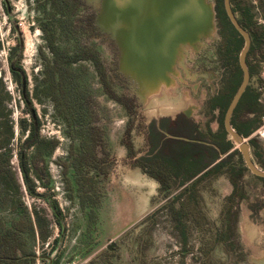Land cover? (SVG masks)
Instances as JSON below:
<instances>
[{"label":"rangeland","instance_id":"rangeland-1","mask_svg":"<svg viewBox=\"0 0 264 264\" xmlns=\"http://www.w3.org/2000/svg\"><path fill=\"white\" fill-rule=\"evenodd\" d=\"M88 1L93 3L96 17L101 11L102 0ZM207 2L215 13L213 31L194 47H184L185 52L178 58L170 83L162 84L154 92L145 91L136 80H127L118 71V49L110 38L111 34L101 32L96 26L100 32L95 34L97 36L94 39L97 48L106 60L114 62L111 72L120 75V81L127 87L125 89L116 85V92L121 94L129 91L137 101L128 137L136 156L128 157L127 148L121 144L129 119L126 110L99 91L98 99L107 115L105 129L113 164L108 177L101 182L104 201L99 208V222L89 228L86 213L80 209L77 200L70 202L66 197L60 162L67 155L69 140L63 134V125L53 116L52 103L48 99L41 103L33 100V106L41 120L40 133L59 140L49 166L56 182L51 193L60 209L61 227L46 202L25 192L16 149L24 136L18 120L27 114L18 86L8 70L7 55L19 37L23 45L21 65L27 75V89L31 93L33 77L39 76L41 71L40 49L50 54L44 44L43 32L36 23L38 12L35 3L32 0H0V91L4 88L9 95L7 117L12 123L13 132L8 142L12 150L11 164L21 184L25 205L30 211L35 209L40 220L44 219L41 225L47 235L44 241L37 236L34 238L31 264H255L252 257L263 256L264 185L249 170L240 178V189L231 203L236 215L232 222L233 232H229V243L219 245L214 241L216 230L211 221L217 220L223 198L231 191V184L225 175L216 177L212 190L203 194L204 211L210 223L204 224L205 221L201 223L200 220L199 227H195L194 222L192 224L190 219L183 218L185 226L180 228L171 220L165 208L167 199L175 195L178 189L164 199L158 191L157 182L141 174L139 167L133 164L136 157L145 155L149 149L147 133L156 131L161 117H173L179 112L184 114L196 121L201 139L205 141H210L211 133H221L224 111L216 109L213 112L207 105V99L218 89L220 75L223 81L228 77V72L236 76L239 66L237 58L231 64L230 59H225L219 44L224 39H236L237 36L218 16L216 1ZM233 7L236 17L249 15L264 27V0H234ZM246 56L248 69H251L248 88L257 95V100L246 104L237 118L251 127V134L244 138L250 145L254 163L264 170V41L260 46H250ZM221 59H224L222 63L219 62ZM196 72L201 76L196 77ZM197 86L200 87L199 95L194 97L191 90ZM92 87L100 89L96 78L92 80ZM160 136L164 134L160 133ZM250 138L255 140L253 149ZM236 147L237 144L232 142L227 153ZM227 153L220 156L224 157ZM236 161L238 157L233 155L232 162ZM38 190L43 191L40 188ZM152 221L151 238L143 247L141 242L147 237L145 229ZM112 243H115L113 249H107Z\"/></svg>","mask_w":264,"mask_h":264},{"label":"trees","instance_id":"trees-1","mask_svg":"<svg viewBox=\"0 0 264 264\" xmlns=\"http://www.w3.org/2000/svg\"><path fill=\"white\" fill-rule=\"evenodd\" d=\"M32 1L38 12L35 17L36 23L43 32L44 44L50 55L40 49L41 71L39 76L33 77L31 93L27 89V75L21 65L23 45L19 37L16 45L10 47L7 55L8 70L18 86L24 112L27 114L18 120V126L24 134L16 149L22 183L28 195L40 198L48 204L56 218V223L61 227L60 209L51 193L55 182L49 166L59 140L40 133L41 120L33 106V100L41 103L42 100L48 99L52 103L53 116L63 125V134L69 140L67 155L60 162L66 197L70 202L77 200L80 209L86 213L89 228L95 227L99 222V208L104 201L101 182L108 177L113 164V154L105 129L107 115L98 99V93L100 91L126 110L129 119L121 144L127 148V156L130 158L136 156V151L128 137L137 101L129 91L121 94L116 92V85L125 89L127 87L120 81V75L111 72L114 62L106 60L96 46L95 34L100 32L94 26L95 13L84 0ZM215 1L218 16L225 20L237 36V40L230 37L228 44L229 54L236 61L243 45L242 37L229 21L223 0ZM233 3L234 0H230L235 13ZM236 18L249 33L251 46H260L264 41V27L253 21L249 15L244 14ZM14 28L16 29V25ZM246 62L248 63L247 56ZM249 72L251 74V69ZM241 75V69L237 65L231 91L221 110L224 111L226 108L232 92L240 83ZM94 78L100 85L99 90L92 87ZM8 100V92L2 88L0 91V264H31L34 238L37 236L44 241L47 235L41 225L44 219L40 220L37 211L35 209L30 211L25 205L21 184L11 164L12 150L8 147V142L13 132L12 123L7 117ZM256 100L257 95L247 88L234 110L231 124L243 137L251 134V127L237 117L246 104ZM212 102V107L216 106L215 100ZM220 127L221 133H211L210 141L204 140L205 142L194 141V139L202 140L199 135L162 138L157 133L151 137L146 154L136 157L133 161V164L144 174L158 183V191L164 199L178 189L175 195L167 199L165 208L171 220L180 228L185 226L183 218L190 219L195 227H199L200 220L201 223L204 220V224L210 223L204 211L203 194L212 190V183L216 177L225 175L231 184V191L223 198L217 220L211 221L216 230L214 241L219 245L229 243L231 235L229 232H233L232 222L236 215L231 209V203L240 189V178L248 170L237 149L227 153L232 142L227 139L222 123ZM249 142L253 149L255 140L250 138ZM225 153L227 154L224 157L220 156ZM233 155L238 157V161L232 162ZM257 178L264 185V178ZM38 188L43 191H39ZM153 223L154 221L145 229L147 237L141 242L143 247L149 243L150 228ZM206 254L209 258L207 251ZM107 264H116V262Z\"/></svg>","mask_w":264,"mask_h":264},{"label":"water","instance_id":"water-1","mask_svg":"<svg viewBox=\"0 0 264 264\" xmlns=\"http://www.w3.org/2000/svg\"><path fill=\"white\" fill-rule=\"evenodd\" d=\"M223 7L243 39L238 55L241 81L225 110L223 127L229 139L237 144L245 167L256 177L264 178V170L252 159L249 143L230 121L249 83L246 54L251 38L238 22L230 0H223ZM100 9L95 23L101 32L111 34L118 49V71L127 80H136L148 92L156 91L162 84L168 85L184 47H194L214 29L215 13L207 0H102ZM114 246L115 243L109 244L107 249Z\"/></svg>","mask_w":264,"mask_h":264},{"label":"flooded vegetation","instance_id":"flooded-vegetation-1","mask_svg":"<svg viewBox=\"0 0 264 264\" xmlns=\"http://www.w3.org/2000/svg\"><path fill=\"white\" fill-rule=\"evenodd\" d=\"M86 2V5L92 10L96 11V9L94 8L93 3L89 2L88 0H84ZM94 26L96 27L95 23ZM97 28V27H96ZM228 44H229V39H224V41L222 40L220 42V50L222 51V53L224 52V56L226 60H229L230 63L234 64V60L231 58L230 54H229V50H228ZM251 46V43H250ZM250 48V47H249ZM249 51V49H248ZM240 52V51H239ZM248 53V52H247ZM238 55L237 54V60H238ZM247 55V54H246ZM221 58V56H220ZM224 59H221L219 62L222 63ZM247 63V62H246ZM202 65V64H201ZM221 65V64H220ZM227 65V64H226ZM197 68L199 69V65L197 66ZM198 69H196L197 71H199ZM196 77L201 76V74L196 72ZM199 74V75H198ZM234 74L228 72V77L226 78L225 81L222 80V75H220V85L218 86V89L216 90V92L214 93V95L212 97H210L209 99H207V105L209 106V108L214 112V110H221V108L219 109V107H222L223 103L225 102L229 91H231V86L233 84V80H234ZM242 76V75H241ZM205 77V76H202ZM241 81V80H240ZM240 84V83H239ZM239 86V85H238ZM237 86V88H238ZM236 88V89H237ZM248 88V85L246 87V89ZM200 89V87L198 88L195 87L193 88V90H191V93L193 94L194 97H196L197 95H199L198 90ZM236 89L232 92V95L230 97V100L233 96V94L235 93ZM245 89V91H246ZM249 90V88H248ZM244 91V92H245ZM244 94V93H243ZM213 100H215L216 106L212 107L213 104ZM230 100L228 101V104L230 102ZM227 104V106H228ZM249 104V103H248ZM226 106V108H227ZM225 108V110H226ZM236 108V107H235ZM224 110V113H225ZM235 110V109H234ZM234 111L232 112L231 115V119L233 116ZM224 117V116H223ZM230 119V121H231ZM223 124V120L221 122ZM233 127V126H232ZM224 128V127H223ZM234 128V127H233ZM156 131H148L147 136H148V147H150V139L151 137L157 135V133H161L164 134V136H162V138H184V135H193V136H200V128L197 125L196 121L193 119H190L189 117L185 116L182 113H177L175 116L173 117H161L158 122H157V126L155 127ZM225 130V129H224ZM236 130V129H235ZM227 133V132H226ZM189 138V137H188ZM201 138V137H200ZM190 139V138H189ZM227 139H229L228 134H227ZM191 140V139H190ZM230 140V139H229ZM194 141H202L205 142L204 140H198V139H194ZM231 141V140H230ZM232 142V141H231ZM237 149V147H236ZM149 150V149H148ZM147 150V151H148ZM238 150V149H237ZM240 153V152H239ZM146 154V153H145ZM221 155V154H220ZM142 156V155H140ZM138 156V157H140ZM144 156V155H143ZM245 165V164H244ZM158 184V183H157Z\"/></svg>","mask_w":264,"mask_h":264},{"label":"crops","instance_id":"crops-1","mask_svg":"<svg viewBox=\"0 0 264 264\" xmlns=\"http://www.w3.org/2000/svg\"><path fill=\"white\" fill-rule=\"evenodd\" d=\"M138 171L141 173V174H144L142 171H141V169L140 168H138ZM146 175V174H145ZM147 176V175H146ZM139 178V177H138ZM150 178V177H149ZM150 179H152V178H150ZM152 180H154V179H152ZM155 181V180H154ZM55 182V181H54ZM55 187H56V182H55ZM53 190V189H52ZM103 205V204H102ZM263 252H264V249H263ZM261 257V258H260ZM262 257H264V254H263V256H257V257H252V260H253V262L255 263V264H262V260H263V258Z\"/></svg>","mask_w":264,"mask_h":264}]
</instances>
